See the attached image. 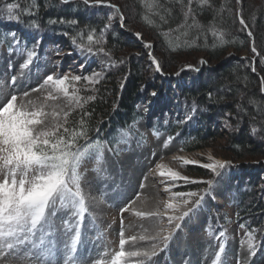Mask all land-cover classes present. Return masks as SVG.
Here are the masks:
<instances>
[{"label":"rangeland","instance_id":"1","mask_svg":"<svg viewBox=\"0 0 264 264\" xmlns=\"http://www.w3.org/2000/svg\"><path fill=\"white\" fill-rule=\"evenodd\" d=\"M116 7L123 14L124 21L121 22L119 15H113L109 22L110 27L114 31H121L120 35L130 46L118 57L112 54L106 56L103 52L93 55L83 49L85 51L83 53L90 54L91 58L80 62L81 53H75L73 45L68 46L64 41L53 42L50 36H40L38 31L20 33L9 28L15 34L16 39L13 41L18 40L19 43H15L11 51L4 48L0 52V83L6 94L17 95L18 108L23 104L29 111L42 109L46 112L48 115L44 119L48 127L63 123L65 112L69 116L80 111L87 97L93 95V91L105 76L120 70L126 64L142 65L149 78L136 97L137 111L141 118L131 126L133 133L121 130L114 147L107 145L103 153L96 154L95 159L85 158L78 169L81 190L85 196L86 212L83 215L74 216L71 212L60 210L51 217L50 230L44 245L51 251L47 260L41 255V248H33L32 243H28L10 250L3 260H0V264H40L41 261H44V264H66V262L73 264V260L77 264L109 262L119 251L121 231L127 241L126 252L149 250L151 244H158L157 254L151 259L126 257L125 264H139L141 261L142 264H264V251H256L255 256H252L248 247L250 242L257 245L256 241L260 239L256 237L259 229L254 228L253 222L246 221L249 225L242 223L247 218L240 222L237 221L235 219L237 207L230 200L234 190L242 181H252L253 177L250 175L254 172L259 173V177L254 178L257 179L256 182L258 181L256 184L258 186L253 185L255 193L264 199V173L255 170L257 163L232 162V167L222 177H214V174L209 178L201 179L189 177L195 180H213L211 190L207 184L173 182L167 176L160 175L162 171L173 170L181 176H186L187 167H200L198 164L184 165L183 160L185 159L210 163L207 157L212 155L214 159L228 161L223 158L224 149L229 146L231 135L236 137L239 133L238 123L246 108L243 98L232 103V111L229 110L224 115L222 114L225 120L221 118L222 115H219L221 113L217 110L216 119L211 122L214 130L222 133V137L212 144V148L186 152L184 151L186 140L184 141L181 134L172 136L159 129L160 126L177 125L178 121L184 124L187 122L189 132L201 125L197 108L181 98L180 89H185L187 86L192 87V80L196 79L193 73L200 72V76L204 75L201 81H208L207 83L211 84L214 82H212V75L220 67L231 65L245 67L248 65L247 60L255 62L256 59L248 53H244L242 57L236 53H230L218 63H211L200 55L197 56L198 65L195 66L200 71L183 68L184 71H177L180 72L179 76L176 75V70L162 76L155 72V66L151 64L148 57V52L156 49L154 43L149 39L146 42L142 34H140V39H137L135 35L138 33L137 29L129 25L125 11ZM98 9L94 11L97 15L104 13L109 16L114 12L108 7L104 10ZM16 24L15 21H8L6 17L0 16V25L17 27ZM37 40H39V45L35 48L37 55L27 67H23L27 62V50L32 49ZM145 44H151V49L146 48ZM16 49L23 51L17 52ZM201 60L206 63L201 64ZM94 71L101 73V76L97 78L99 83L89 84L83 79L79 82H72L69 97L57 92L50 85L41 87L49 74L68 75L71 81L72 76H87ZM125 79L122 83H125ZM198 81L197 83L201 82ZM37 88L39 91L34 90ZM73 89L76 90L77 96L83 98L79 104L71 98ZM153 91L157 93L156 96L151 95ZM24 93L28 94L25 96ZM225 93L229 94L227 91ZM49 94L56 99H49ZM4 99L5 96L0 95V101ZM53 113H59V115L54 116ZM225 121L235 127L233 132H231V127L225 125ZM63 131L64 129L61 128L60 133ZM244 132L242 130V134ZM169 137L172 139L169 140ZM253 140L259 146L264 145L260 135H254ZM161 165L163 167H158ZM192 187L196 189L195 192L207 194L198 210L190 213L189 217L184 220L176 221L180 227L172 232L167 246L149 239L140 240V236L149 237L154 234L159 218L148 215L139 216L137 213L164 212L165 203L172 198V193L193 191ZM125 207L128 211L122 212L121 210ZM215 207L226 208L225 212L227 211L230 218V222L220 231V233L224 232V236L210 233L209 228L207 229L208 211ZM168 214L172 213L169 211ZM262 218L260 226L264 232V217ZM78 220L79 225L76 223ZM242 224L245 227L242 228ZM69 225H72L70 230ZM162 226L171 230L175 225H168L165 216ZM77 230L80 233L77 250L72 254V260H69L68 253ZM133 236L137 237V240H131ZM39 238L40 233L37 232L33 237V242L39 244ZM221 245H223V251H221ZM12 252H16L17 255L12 257Z\"/></svg>","mask_w":264,"mask_h":264},{"label":"trees","instance_id":"2","mask_svg":"<svg viewBox=\"0 0 264 264\" xmlns=\"http://www.w3.org/2000/svg\"><path fill=\"white\" fill-rule=\"evenodd\" d=\"M4 2L18 4L19 8L14 9V14L18 16L15 21L17 27L0 25V49L13 43L14 37L11 35L13 32L9 28L20 33L37 30L40 36L51 35L53 42L64 41L73 44L74 38L77 45L83 44L85 48L91 46L93 50L104 48L116 57L130 48L120 35L121 31H114L111 27L104 28L110 22L108 14L94 13L96 9L104 10L106 7H88L83 5L82 0H71L68 4H61L60 0H4ZM108 3L123 9L128 16L125 17L129 25L137 29L145 41L149 39L154 43L156 49L152 53L161 64L165 75L175 70L181 71L188 64L195 67L198 65L197 56L200 55L211 63H218L230 53H236L239 57L248 53L257 60V65L256 60L254 63L247 60L248 65L245 67L238 65L220 67L212 75L214 82L211 84H208V81H201L204 75L200 76V72L193 73L196 79L192 80V87L180 89L181 98L197 108L201 125L189 132L187 125L179 123L178 126L171 127L169 132L183 136L184 141L186 140L184 145L186 152L212 148V144L222 137V133L214 130L211 122L216 119L217 110L221 113L219 115H224L227 111L233 110L232 103L235 100L243 98L247 109L244 108L240 116L239 133L236 137L231 135L229 146L224 149L223 158L233 163H257L255 170L264 173V145L259 146L253 140L254 135H260L264 142V92L261 91L260 84L261 78L264 77V64L260 62L261 58H264V0H241L240 4H237L236 0H193L192 14L187 17L181 11L182 5L176 0H108ZM184 4H187V0H184ZM238 12L253 32L255 46L260 56H255L251 52L252 41L246 31L240 30ZM61 18L65 21L76 19L78 24H62L59 22ZM50 20H56L57 23L50 24ZM33 22L39 27L29 28ZM102 29L104 39L96 44L95 41L100 39ZM64 32H67L68 36L63 35ZM89 34L94 36L92 45H89L87 40ZM252 66L256 71H252ZM145 73L142 65L132 63L107 74L93 91V95H90L95 96V100L86 99L80 111L68 116L65 127L76 131L83 128L88 132L90 140L99 138L101 142H108L114 146L119 132L129 130L131 125L141 118L137 111L136 97L149 78ZM199 78L201 82L198 81ZM123 79L125 83L121 88ZM86 112L89 115H84ZM223 115L221 118L225 120ZM229 123L228 127H231L233 132L235 127ZM242 130L245 131L244 134ZM61 134H64L65 138L69 135L64 131ZM77 143L83 144L84 141L78 140ZM185 175L201 179L209 178L212 173L202 167L189 166ZM250 176L253 177L252 181H242L230 200L237 207L235 219L240 222L247 218L242 223L249 225L248 222H253L254 228L259 229L256 236L260 238L256 241L258 245L264 241V232L260 226V219L264 217V199L255 193L253 187L258 186L256 185L258 181L256 182L257 179L254 178H258L259 173L254 172ZM225 210L226 208H215L209 213L213 229H222L230 222Z\"/></svg>","mask_w":264,"mask_h":264},{"label":"snow or ice","instance_id":"3","mask_svg":"<svg viewBox=\"0 0 264 264\" xmlns=\"http://www.w3.org/2000/svg\"><path fill=\"white\" fill-rule=\"evenodd\" d=\"M60 2L61 4H68L71 0H60ZM176 2L182 5L181 11L184 12L186 17L192 14L191 5L193 0H187L186 5L184 0H176ZM240 2L241 0H236L237 4H240ZM82 3L88 7L104 5L114 10L109 15V21H111L113 15H119L121 22L124 21V16L120 9L108 3V0H82ZM18 8V4L5 3L4 0H0V16L6 17L8 21L17 20L18 16L14 14V9ZM237 17L241 26L240 30L246 31L247 36L252 41L251 52L255 56H260L261 54L255 46V38L249 25L239 12ZM59 22L70 25L78 24L76 19L65 21L64 18H61ZM49 23L55 24L57 21L50 20ZM123 26V23H121V27ZM38 27L39 25L35 22L29 25L31 29ZM108 27H110V23L104 26L105 29ZM103 31L104 29L101 30L100 39L95 41L96 44L103 41ZM11 35L15 37L14 33ZM63 35L68 36V33L64 32ZM135 35L137 39H140V33ZM87 40L89 45H92L94 36L89 34ZM14 43H19V41L15 40ZM73 44H76L74 38ZM38 45L39 40L36 41L32 49L27 50V62L23 67H27L32 62L33 57L37 55L35 48ZM76 46L81 49L85 48L83 44ZM144 46L148 49L152 47L151 44H145ZM16 51L22 52L23 50L16 49ZM86 51L93 55L103 52L106 56H110V53L105 52L103 48H97L94 51L91 46H88ZM148 57L151 60V64L155 66V72L162 76L165 75L161 64L151 51L148 52ZM260 62L264 64V58H261ZM113 63L115 62L113 61ZM120 63H123V61H120ZM200 63L205 64L206 61L201 60ZM185 68L200 71L198 67L190 64L185 65ZM184 70L183 68L181 69V71ZM252 71H256L255 67L252 68ZM176 75L179 76L180 72H177ZM100 76L101 73L94 71L87 76H72L70 81L68 75L55 76L49 74L44 79L41 87L50 85L57 92L69 97V89L72 86V82H79L83 79L89 84L99 83L97 78ZM260 84L261 91L264 92V77L261 78ZM122 87L123 83H121ZM34 90L39 91V88ZM27 94L24 93L25 96ZM0 95L5 96V99L0 101V260H3V257L10 250L17 249L28 243H32L33 248H41V255L47 260V257L51 255V251L44 245L46 243L45 238L49 234L51 217L55 216L60 210L71 212L74 216L83 215L86 212L85 196L81 190L78 169L85 158L95 159L97 153H103L107 147V142H101L99 138L94 141L90 140L88 132L83 128L76 131L65 127L64 125L68 122L67 112L64 113L63 123L48 127L44 119L48 115L46 112L42 109L29 111L23 104L18 108L16 104L17 95L6 94L2 83H0ZM151 95L156 96L157 93L153 91ZM209 96H211V93H209ZM48 98L56 99L51 94H49ZM71 98L75 99L77 104L83 99L76 95L75 89H73ZM87 99L95 100V96H89ZM53 115L58 116L59 113H53ZM84 115H89V113L86 112ZM81 123H83V118H81ZM225 125L229 126L227 121H225ZM61 128L64 129V133L69 134L67 138L60 133ZM171 139L172 137H169V140ZM78 140H83L84 143L79 144L77 143ZM207 159L211 162L200 163L196 160L185 159L183 164H198L200 167L210 170L214 177H222L232 167L231 161L214 159L212 155H209ZM160 175L167 176L173 182L183 181L185 184H207L209 190L213 186V180H195L187 176H181L173 170L162 171ZM206 194L195 191H176L172 193V198L165 203L164 212L137 213L139 216L148 215L159 218L154 234L149 237L140 236L139 239L158 241L166 247L167 242L171 239L172 232L180 227V224L176 223V221H182L189 217L190 213L198 210ZM121 211L126 212L128 208L125 207ZM169 211L172 214H168ZM165 216L167 217L168 225H175L171 230L162 226L163 217ZM76 223L79 225L80 221L78 220ZM71 227L72 225L68 226L69 230ZM241 227L245 226L242 224ZM37 232L40 233L39 244L33 242V237ZM219 235L224 236V232ZM79 237L80 233L77 230L68 253L69 260H72V254L77 250ZM130 239L135 241L137 237L133 236ZM126 243L124 233L121 231L119 251L115 253L109 262L99 261L98 264H125L126 257L151 259L152 256L157 254V243L151 244L149 250L129 252L125 251ZM248 247L251 255L255 256L257 245L250 242ZM221 251H223V245H221ZM16 255V252H12V257ZM40 264H44V261H41ZM73 264H77V262L73 260ZM139 264H142V261Z\"/></svg>","mask_w":264,"mask_h":264},{"label":"bare ground","instance_id":"4","mask_svg":"<svg viewBox=\"0 0 264 264\" xmlns=\"http://www.w3.org/2000/svg\"><path fill=\"white\" fill-rule=\"evenodd\" d=\"M258 133V132H257ZM98 203V202H97ZM149 204V203H148ZM182 227V226H181ZM154 228V227H153ZM93 255V254H92Z\"/></svg>","mask_w":264,"mask_h":264}]
</instances>
